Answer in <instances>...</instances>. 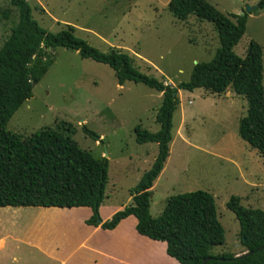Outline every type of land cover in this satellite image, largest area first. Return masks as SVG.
Wrapping results in <instances>:
<instances>
[{
	"label": "rangeland",
	"instance_id": "rangeland-1",
	"mask_svg": "<svg viewBox=\"0 0 264 264\" xmlns=\"http://www.w3.org/2000/svg\"><path fill=\"white\" fill-rule=\"evenodd\" d=\"M26 1L43 30L56 34L72 27L74 36L90 47L126 54L139 73L165 86L188 82L193 67L211 61L219 49L213 25L193 16L177 21L167 10L170 0ZM205 1L229 17L248 14L247 8H256L261 0ZM250 13L233 52L244 58L250 41L261 46L264 92V9ZM17 22V10L9 0H0V48ZM49 57L53 64L33 88L32 98L13 115L7 131L27 137L50 128L69 135L94 159L107 160L100 207H129L130 190L157 155L155 144H136L134 129L140 126L158 132L155 116L161 94L141 84L127 82L119 87L111 69L81 59L74 51L56 49L49 51ZM177 96L169 156L151 189L149 214L159 217L173 196L206 192L213 197L225 235L224 244L212 253L242 256L246 250L240 245L239 225L226 204L234 196L243 207L264 211L262 159L238 135L247 102L232 89L220 96L202 89L179 90ZM63 212L0 209V263L7 255L25 253L28 257L31 251L51 244L45 226L59 220ZM99 218L102 221L100 213Z\"/></svg>",
	"mask_w": 264,
	"mask_h": 264
},
{
	"label": "trees",
	"instance_id": "trees-1",
	"mask_svg": "<svg viewBox=\"0 0 264 264\" xmlns=\"http://www.w3.org/2000/svg\"><path fill=\"white\" fill-rule=\"evenodd\" d=\"M9 4L17 10L18 22L0 48V209L89 208L92 215L85 224L105 231L133 216L137 234L165 243L167 255L179 264H264V250L245 257L212 253L224 244L225 235L213 197L206 192L173 196L159 217L149 214L151 189L169 156L179 90L202 89L220 96L230 88L243 97L247 111L239 121L238 135L258 153L264 168L262 48L250 41L244 58L233 52L245 33L248 14L227 17L205 0H170L167 10L174 19L185 22L193 16L210 23L219 41L211 61L196 64L188 82L172 87L139 73L126 54L115 50L102 53L90 47L74 36L72 27L56 34L43 30L32 18L26 0H9ZM255 9H264V0ZM56 49L74 51L81 59L107 66L119 87L127 82L141 84L162 96L155 116L158 132L150 133L140 126L134 129L136 144H155L157 155L130 190L132 205L115 213L109 222L103 223L98 212L107 184L106 159H94L69 135L57 130L44 128L22 137L6 129L17 110L32 98L33 88L53 64L49 51ZM226 209L239 225L240 245L246 253L264 247V211L245 208L234 196Z\"/></svg>",
	"mask_w": 264,
	"mask_h": 264
},
{
	"label": "crops",
	"instance_id": "crops-1",
	"mask_svg": "<svg viewBox=\"0 0 264 264\" xmlns=\"http://www.w3.org/2000/svg\"><path fill=\"white\" fill-rule=\"evenodd\" d=\"M130 201L132 205V198ZM45 209L64 211L59 220L45 226L51 244L31 251L28 257L25 253L7 255L0 264H179L167 255L165 243L137 234L133 216L122 220L115 229L105 231L84 225L92 215L89 208ZM123 209L101 206L102 222H109Z\"/></svg>",
	"mask_w": 264,
	"mask_h": 264
},
{
	"label": "water",
	"instance_id": "water-1",
	"mask_svg": "<svg viewBox=\"0 0 264 264\" xmlns=\"http://www.w3.org/2000/svg\"><path fill=\"white\" fill-rule=\"evenodd\" d=\"M257 7V6H256ZM255 8H247L246 12L249 14L251 11H253ZM264 250V247L260 248L259 250L255 251V252H252V253H246L242 256H238V257H245L247 255H251V254H255L257 252H260V251H263Z\"/></svg>",
	"mask_w": 264,
	"mask_h": 264
}]
</instances>
